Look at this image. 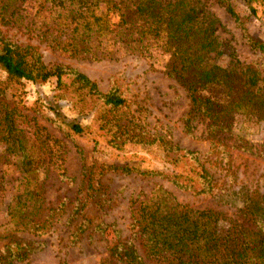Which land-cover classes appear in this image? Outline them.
Returning <instances> with one entry per match:
<instances>
[{
    "label": "trees",
    "instance_id": "1",
    "mask_svg": "<svg viewBox=\"0 0 264 264\" xmlns=\"http://www.w3.org/2000/svg\"><path fill=\"white\" fill-rule=\"evenodd\" d=\"M212 1L239 24L233 0ZM241 1L255 16L254 0ZM33 6H37L36 20L29 14ZM217 24L214 14L199 0H0V28L33 34L31 38L69 57L111 59L117 47L124 54L143 56L151 43H161L169 57L164 74L185 89L190 101L184 132L192 135L198 124L205 123L207 155L215 156V163H226L232 150L251 153L252 147L242 137L237 139L232 127L238 116L264 123V80L250 65L221 67L212 61V55L220 53ZM247 44L264 59V41L247 38ZM0 71L6 75L0 84V143L4 152L16 158L27 189L12 198L6 211L21 232L39 236L48 231L50 219L66 215L67 223H75V236L89 230L105 233L108 226L94 223L88 212L106 202L100 180L107 171L159 176L197 196H211L216 191V181L204 157L172 143L163 130L152 134L145 131L130 113L118 87L102 92L95 81L75 69L47 65L37 46L14 41L1 29ZM51 78L56 79L55 97L69 94L71 104L86 114L89 123L52 121L73 144L82 163L81 175L70 212L62 209L64 202L63 207L50 209L38 220L41 207L27 203H36L40 192L30 188L45 167L68 178L63 168V143L43 128L26 134L19 125L20 101L16 96L23 92L22 80L39 86ZM85 136L95 146L100 141L114 150L126 145L159 148L167 172L141 169L137 164L90 162L86 147L79 145ZM256 153L264 157V150L256 149ZM243 196L242 220H228L225 232L218 228V223L225 220L221 213L180 204L161 187L143 200L137 197L130 203V238L117 241L109 250V258L117 264H145L139 247L156 264H264V202L257 195ZM40 245L24 239L8 241L0 247V264L23 262Z\"/></svg>",
    "mask_w": 264,
    "mask_h": 264
},
{
    "label": "rangeland",
    "instance_id": "2",
    "mask_svg": "<svg viewBox=\"0 0 264 264\" xmlns=\"http://www.w3.org/2000/svg\"><path fill=\"white\" fill-rule=\"evenodd\" d=\"M199 1L218 20L215 35L220 42V53L217 56L212 55V61L221 67L250 65L261 72L259 78L264 80V59L247 44V38L264 41V0L253 1L255 16H251L243 1L233 0L241 25L212 0ZM36 12L37 6H33L29 13L35 20L38 17ZM0 29L14 41L37 46L47 65L59 64L75 69L95 81L102 92H107L113 86L118 87L127 100L130 113L145 131L152 134L163 130L172 143L198 151L204 157L206 165H210L211 174L217 184L213 195L197 196L176 188L159 176L142 177L136 173L125 175L107 171L100 180L106 202L88 212L94 223L108 226L105 233L89 230L75 236V223H67L66 215H63L50 219L47 232H42L39 236L32 235L24 230L21 232L20 227L14 225L7 214L6 209L12 198L22 195L25 181L18 171L16 158L4 152L5 147L0 143V247L15 239L41 242L37 251L30 254L25 261L12 264H117L109 258V250L117 241L124 242L130 238L131 201L137 197L139 201L143 200L159 187L180 204L197 210L221 213L225 217V220L218 223L222 232L229 228L228 220L241 222L243 194L257 195L264 202V157L255 154L256 149L264 150V123H256L243 116L235 117L233 135L248 142V147H252L251 153L247 150H232L229 161L215 163L216 157L207 155L209 143L203 135L205 123L198 124L192 135L183 130L190 101L185 89L174 78L165 76L169 57L163 53L161 43H151L143 56L124 54L117 47L115 58L92 61L87 57H69L52 50L31 38L33 34H23L16 32L15 28L8 29L5 26ZM5 77L0 71V84L5 81ZM64 81L68 82V79L64 78ZM21 84L23 92L19 97L16 96V100L20 101V127L28 135H32L37 128H43L63 143V168L68 177L63 179L56 171L42 168L37 181L30 188L39 191L40 198L36 203L30 201L31 204H27L41 207L43 212L38 220L46 217L50 209L63 207L64 202L66 206L62 209L68 214L79 188L82 163L71 141L64 138L52 121L61 119L82 125L89 121L86 114L80 113L71 104L69 94L58 93L55 97V78L39 86L23 80ZM79 145L86 147L90 162L107 165L137 164L141 169L167 172L168 166H164L163 154L159 148L126 145L122 150H114L100 141L95 146L88 136L79 140ZM236 145L242 146L240 143ZM24 198L22 197V201ZM243 226L248 227L245 223ZM138 253L145 264H156L147 259L139 247Z\"/></svg>",
    "mask_w": 264,
    "mask_h": 264
}]
</instances>
